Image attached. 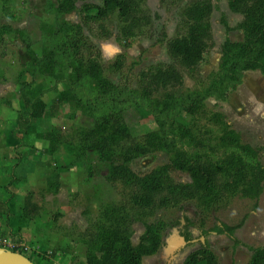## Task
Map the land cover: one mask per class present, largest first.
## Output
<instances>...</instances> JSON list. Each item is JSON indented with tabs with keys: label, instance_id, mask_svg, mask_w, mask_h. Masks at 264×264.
<instances>
[{
	"label": "trees",
	"instance_id": "trees-1",
	"mask_svg": "<svg viewBox=\"0 0 264 264\" xmlns=\"http://www.w3.org/2000/svg\"><path fill=\"white\" fill-rule=\"evenodd\" d=\"M56 1L55 6L48 1L51 4L48 11L55 15V23L41 24V56H36L27 43L32 73L66 84L67 88L53 104L54 109L70 102L93 123L92 128L78 127L77 144L71 146L72 158L66 165H85L91 175L87 157L90 153L96 155L99 162L106 164V181L116 184L121 195L119 202L102 204L91 227L85 231L82 238L86 245L85 264H142L144 256L157 253L163 244L169 224L162 218L153 219L161 210L181 207L188 200L212 205L218 201L228 203L235 196L259 197L264 165L258 150L243 143L219 112L207 117L218 127L212 141L203 136L209 137V133L215 131L206 129L197 135L193 120L207 116L208 98L226 100L242 83L246 71L264 74V0H227L229 10L242 16L235 26L242 36L238 40H224L218 69L205 79L199 75V66L213 44L210 15L215 5L213 0L186 3L182 11L184 33L166 42L173 60L197 79L195 86L185 91L179 90L184 76L174 63L158 64L143 71L139 89L120 88L104 75L98 56L92 54L93 45L83 25L59 20L61 14L76 10L78 0ZM90 9L94 12L86 13ZM81 10L83 22L94 21L101 28L103 22L115 16L118 20L116 39L124 43L142 34L151 23L145 0H101L100 5L84 2ZM2 29L3 26L0 31ZM18 33L23 35L25 30L18 29ZM26 40L29 41L28 36ZM21 84L27 107L19 113L18 128L11 133L32 132L36 138L48 140L47 154H53L60 139L59 131L54 127L38 131L34 123L46 116L45 90L34 80ZM160 91L164 95L157 98L155 94ZM133 107L148 110L156 128L134 135L125 116ZM182 113L191 116L190 124L182 121ZM155 151L171 152V162L143 172L129 166L133 157ZM171 169L187 171L191 180L174 181L169 174ZM59 177V173L50 176V185L58 184ZM31 196L32 192H28L24 197L21 222L33 217ZM134 222L144 225L136 244L131 240ZM239 226L240 223L224 224L214 229L232 236ZM8 227L13 229V226ZM14 229V234L19 233V226ZM15 250L25 254L23 247ZM250 250L247 264H264V245ZM183 264H218V261L207 245H200L186 256Z\"/></svg>",
	"mask_w": 264,
	"mask_h": 264
},
{
	"label": "rangeland",
	"instance_id": "rangeland-1",
	"mask_svg": "<svg viewBox=\"0 0 264 264\" xmlns=\"http://www.w3.org/2000/svg\"><path fill=\"white\" fill-rule=\"evenodd\" d=\"M48 1L0 0V28L3 26L0 31V199L5 196L2 186L11 180L16 191L12 197V215L17 223L13 229L0 232V237L24 246L25 255L35 264H85L86 245L82 241L85 231L91 227L101 205L119 202L121 195L116 184L106 181V164L99 162L96 155L90 153L87 157L91 163V175L85 165H66L72 158L71 146L77 144L78 127L92 128L93 123L70 102L54 109L53 104L60 92L67 88L66 84L56 83L47 75L32 73L27 43L32 52L40 57L41 24H54L56 21L55 15L48 11V7H51ZM188 1L145 0L151 23L146 31L132 38L129 43L116 39L118 20L115 16L103 22V28L94 21H82V4L100 5L101 0H78L76 10L61 14L59 20L83 25L93 45L92 54L98 56L104 75L120 88L139 89L143 71L158 64L174 63L184 76L179 90L185 91L192 89L197 79L173 60L167 52L166 42L184 33L182 11ZM51 2L53 6L57 4L56 0ZM213 3L215 6L210 15L213 44L199 66V75L204 79L218 69L224 40H238L242 36L241 31L235 28L241 19L240 14L229 10L227 0H213ZM93 12L94 9H90L86 13ZM18 29H24L25 33L20 35ZM30 80L45 90L43 100L47 112L42 119L34 121L38 131L53 127L59 131L57 149L50 155L47 154L48 140L36 138L32 132L26 135L11 133L18 128L19 113L27 107L28 100L23 94L21 83ZM163 95L162 91L155 94L157 98ZM205 104L207 116L193 120L197 135L203 130L212 129L214 134L203 137L209 140L214 138L218 127L207 117L212 112H219L243 143L258 150L259 159L264 165V74L246 71L242 83L227 95L226 100L210 97ZM125 116L134 135L156 128L153 116L143 107H133ZM181 119L185 124L192 121L191 116L185 113H182ZM10 143H13V147L7 145ZM19 143L21 145L16 150ZM44 148L47 150L43 151ZM21 151H25V158ZM171 158V152L155 151L133 157L128 164L133 170L143 172L169 164ZM55 173H59V181L58 184L52 182L51 186L49 177ZM169 174L176 182L191 180L184 170L171 169ZM28 192H32L33 217L21 222L24 197ZM5 218L0 222L3 228L8 222ZM158 218L169 224L163 244L157 253L144 256L142 264H183L186 256L200 245H207L214 252L218 264H247L251 256L250 248L264 245V180L257 199L235 196L228 203L218 201L212 205L188 200L181 207L159 211L153 219ZM238 223L240 226L232 236L214 229L217 225ZM16 226H19V233L14 234ZM132 227L131 240L136 244L144 225L134 222ZM182 239L184 242L180 244ZM174 240L179 241V244L169 251L168 247Z\"/></svg>",
	"mask_w": 264,
	"mask_h": 264
},
{
	"label": "crops",
	"instance_id": "crops-1",
	"mask_svg": "<svg viewBox=\"0 0 264 264\" xmlns=\"http://www.w3.org/2000/svg\"><path fill=\"white\" fill-rule=\"evenodd\" d=\"M235 14H237V13H235ZM241 18H242V16H241ZM242 81H243V78H242ZM7 145L9 147H13V143L12 144L10 143V144H7ZM20 145H21V143L17 144V146L14 144V146L17 147L16 150L19 149ZM46 150L47 149L44 148L43 151H46ZM37 151H39V150H37ZM21 153H23V158H25V155H24L25 154V151H21ZM0 184H2V183H0ZM11 184H12V181L10 180V181H8V183L6 185H3V186L1 185L2 188L3 187L5 188V190H4L5 196L3 197V199H0V222H1L2 218H5V217H6L5 220L7 219V221H8V222L5 223V226H4L5 228H3V226H1V224H0V232H2V233L5 230H8L10 228L8 226H14L15 224H17L16 222H14V218L15 217L12 215V214H14L13 213V201H12V197L15 196V192L16 191H15L14 186H12ZM5 186H7V189H6ZM13 193H14V195L12 196ZM6 214H7V216H6Z\"/></svg>",
	"mask_w": 264,
	"mask_h": 264
},
{
	"label": "water",
	"instance_id": "water-1",
	"mask_svg": "<svg viewBox=\"0 0 264 264\" xmlns=\"http://www.w3.org/2000/svg\"><path fill=\"white\" fill-rule=\"evenodd\" d=\"M184 240L182 239V244ZM0 264H35L27 255L0 246Z\"/></svg>",
	"mask_w": 264,
	"mask_h": 264
},
{
	"label": "built area",
	"instance_id": "built-area-1",
	"mask_svg": "<svg viewBox=\"0 0 264 264\" xmlns=\"http://www.w3.org/2000/svg\"><path fill=\"white\" fill-rule=\"evenodd\" d=\"M0 246L4 247L5 249L12 250V251H17L15 249L21 248V247H23V249H25L24 246H21L20 244H17V243H13L4 237H0Z\"/></svg>",
	"mask_w": 264,
	"mask_h": 264
},
{
	"label": "bare ground",
	"instance_id": "bare-ground-1",
	"mask_svg": "<svg viewBox=\"0 0 264 264\" xmlns=\"http://www.w3.org/2000/svg\"><path fill=\"white\" fill-rule=\"evenodd\" d=\"M176 239V238H175ZM173 242V244H171V245H169V251H172L173 249L172 248H174V247H176L177 246V244H179V243H181V242H179V241H177V240H174V241H172ZM179 242V243H178Z\"/></svg>",
	"mask_w": 264,
	"mask_h": 264
}]
</instances>
